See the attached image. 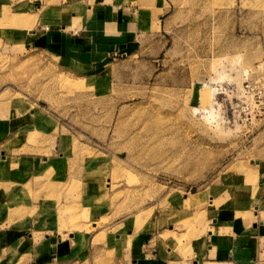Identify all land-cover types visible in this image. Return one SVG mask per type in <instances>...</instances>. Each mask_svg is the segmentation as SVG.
I'll use <instances>...</instances> for the list:
<instances>
[{
	"label": "rangeland",
	"instance_id": "374dc122",
	"mask_svg": "<svg viewBox=\"0 0 264 264\" xmlns=\"http://www.w3.org/2000/svg\"><path fill=\"white\" fill-rule=\"evenodd\" d=\"M15 1L0 0V120L14 125L0 143V183L8 161L62 152L72 159L66 203L48 218L88 234L83 252L48 264H131L130 251L147 238L164 253L200 260L214 219H248L236 204L243 187L248 216L264 221V115L215 95L220 85L264 76V0H157L160 41L89 69L4 40ZM36 2L48 16H69L101 1ZM19 187L13 203L32 197L27 182ZM84 187L95 189L88 196ZM90 204L99 218L88 221ZM34 209L11 214L43 222ZM246 264H264V240Z\"/></svg>",
	"mask_w": 264,
	"mask_h": 264
},
{
	"label": "crops",
	"instance_id": "0c3cea01",
	"mask_svg": "<svg viewBox=\"0 0 264 264\" xmlns=\"http://www.w3.org/2000/svg\"><path fill=\"white\" fill-rule=\"evenodd\" d=\"M100 1L87 5V11L82 15L70 11L68 16L60 11L48 16L39 12L36 0H16L14 7L17 13L8 23L12 30L3 28L1 34L4 40L15 37L17 44L25 49H46L76 69L96 68L108 63L111 55L130 54L151 42L160 41L156 31L161 28L157 23L161 17L158 14L160 1ZM154 24L157 28H153ZM10 127H14L13 123L7 125L0 120V143ZM16 159L20 161L16 167H11L8 161V182L0 183V264H48L66 260L74 254L73 250L80 253L85 248L87 231H67L56 218L53 221L48 218L57 213L59 204L66 203V190L61 187L68 180L72 159L59 151L46 156L29 155ZM20 175H26V181H19ZM36 176L44 178V182L42 179L36 181ZM243 180L248 179L243 177ZM23 182H27L28 187L22 188L27 189L32 197L13 203V197L19 194V185ZM245 188L241 192L244 197L242 204H236L237 207L241 205V212L246 213L248 219H214L212 226L207 228L206 237L199 242L200 260L179 255L169 247L164 253L157 248V243L150 247V238H147L130 251L131 264H246L249 256L258 254L264 240V221L248 216L250 211L246 210V204L251 195L245 192ZM84 189L89 196L95 187ZM261 203L252 206L257 210L255 216L260 213ZM19 206L34 207L36 214L43 212L46 218L43 222H35V217L23 220L12 216L11 211ZM97 213V207L92 204L86 206L88 221L99 218ZM261 213L264 215L263 208Z\"/></svg>",
	"mask_w": 264,
	"mask_h": 264
},
{
	"label": "built area",
	"instance_id": "2783aa9c",
	"mask_svg": "<svg viewBox=\"0 0 264 264\" xmlns=\"http://www.w3.org/2000/svg\"><path fill=\"white\" fill-rule=\"evenodd\" d=\"M261 69H264L262 66ZM247 74V73H246ZM221 89L215 92L222 99H229L230 107L240 106L242 111L249 116L264 115V76H252L245 78L237 85L219 86ZM235 103H232V100Z\"/></svg>",
	"mask_w": 264,
	"mask_h": 264
},
{
	"label": "bare ground",
	"instance_id": "6f19581e",
	"mask_svg": "<svg viewBox=\"0 0 264 264\" xmlns=\"http://www.w3.org/2000/svg\"><path fill=\"white\" fill-rule=\"evenodd\" d=\"M211 90V89H210ZM212 91V90H211ZM211 91H209V92H207V94L205 93V101L207 100V98H209V95H210V92ZM214 91V90H213ZM209 94V95H208Z\"/></svg>",
	"mask_w": 264,
	"mask_h": 264
}]
</instances>
